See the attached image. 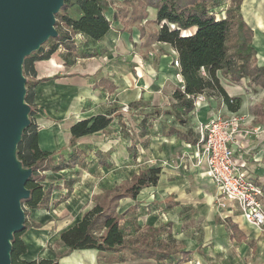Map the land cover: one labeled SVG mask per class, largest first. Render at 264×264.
<instances>
[{
    "label": "crops",
    "instance_id": "1",
    "mask_svg": "<svg viewBox=\"0 0 264 264\" xmlns=\"http://www.w3.org/2000/svg\"><path fill=\"white\" fill-rule=\"evenodd\" d=\"M114 12L111 7L108 17ZM242 13L254 30L258 64L264 65V0H243ZM69 14L80 15L77 7ZM149 24L145 19L125 27L121 21H113L102 41L90 43L104 49L97 57L77 58L67 65L64 51L59 49L50 59L36 62L38 83L33 87L35 111L31 119L38 127L39 146L52 153L54 165H69L59 171H43L45 189L51 184L54 188L49 208H28L27 219L42 226L31 227L22 236L27 245L22 259L54 260L61 256L59 264H124L127 259L112 261L108 255H114L97 249L67 253L61 234L93 208L96 199L91 196L105 194V183L110 184L115 177L120 178L118 183L123 181L119 187L114 182L110 193L143 169L160 166L157 185L143 188L135 199L127 197L119 202L127 237L136 233L138 239L142 229L163 226L160 240L190 252L187 259L180 252L177 259L166 264H264V230L249 224L239 211L218 208L215 197L219 191L212 178L195 165L194 157H187L194 148L178 135L164 133L170 124L184 131L188 128L174 115L164 114L180 87L176 78L179 69L173 65L178 52L165 42L148 45L140 25L148 31L159 28L155 24L150 29ZM158 47L165 51L158 53ZM47 77L52 78L42 80ZM103 79L115 88L101 84ZM222 83L231 96L241 98V107L232 111L221 98L209 97L195 109L192 121H187L193 124L196 136L198 123L209 121L220 111L238 112L244 116L246 128H264V89L252 87L253 92L246 85L250 92H238L235 89L240 85ZM139 101L144 103L124 111L122 106ZM109 112L113 117L109 127L71 143V128L76 122ZM237 140L236 155L246 160L247 171L264 190V131L247 138L238 136ZM131 257L158 264L154 259Z\"/></svg>",
    "mask_w": 264,
    "mask_h": 264
},
{
    "label": "trees",
    "instance_id": "2",
    "mask_svg": "<svg viewBox=\"0 0 264 264\" xmlns=\"http://www.w3.org/2000/svg\"><path fill=\"white\" fill-rule=\"evenodd\" d=\"M242 3L243 0H64L63 6L56 13L58 36L50 37L40 49L25 57V99L31 108L30 119L35 111L32 101L33 87L38 83L35 80L37 61L50 59L59 49L64 51L67 65H71L77 58L97 57L104 49L91 46L90 43L102 41L112 28L113 21H121L125 27L141 24L148 16L146 7L152 5L156 8L154 23L159 28L148 31L140 25L141 35L148 45L155 41L165 42L178 52L184 79L183 88L178 87L173 93L175 102L164 110V114L174 115L176 120L185 123L188 128L184 131L170 124L164 127V133L169 136L178 135L189 143H196L198 137L193 124L189 125L187 121L195 117L194 101L198 94L221 98L230 110L238 111L241 98L227 92L222 78L238 85L246 79L249 86L264 89V65L258 64L257 50L253 46L254 30L243 16ZM74 7L80 13L77 18L69 14V10ZM111 7L115 8L112 18L107 15ZM78 33L86 38L80 44L75 40ZM101 84L115 88L109 80L103 79ZM143 103L133 102L129 107ZM112 120L109 112L76 122L71 128V143L81 136L105 130ZM16 154L23 167L32 169L26 184L30 196L21 200L22 206L49 208L54 186L51 184L45 189L41 183L45 179L43 171H59L69 164H53L52 153L39 146L38 127L32 119L23 130ZM161 173L160 166L147 167L119 189L96 195L93 208L86 211L78 223L62 232L61 241L67 247V253L97 249L123 262L129 251L134 257L154 259L158 264H166L177 259V254L181 252L183 259H187L190 252L180 251L172 243L159 239L165 231L163 226L150 228L138 239H132L127 237L126 228L121 223L125 214L118 212L120 200L127 197L135 199L143 188L157 185ZM41 226L26 218L24 228L13 234L12 264H59L61 256L54 260L27 261L21 258L27 253V245L22 236L31 227Z\"/></svg>",
    "mask_w": 264,
    "mask_h": 264
},
{
    "label": "water",
    "instance_id": "3",
    "mask_svg": "<svg viewBox=\"0 0 264 264\" xmlns=\"http://www.w3.org/2000/svg\"><path fill=\"white\" fill-rule=\"evenodd\" d=\"M64 0H0V264H12V238L24 228L21 200L30 196L26 184L31 168L23 167L17 146L29 126L25 97V57L58 36L56 13Z\"/></svg>",
    "mask_w": 264,
    "mask_h": 264
},
{
    "label": "built area",
    "instance_id": "4",
    "mask_svg": "<svg viewBox=\"0 0 264 264\" xmlns=\"http://www.w3.org/2000/svg\"><path fill=\"white\" fill-rule=\"evenodd\" d=\"M85 39L81 33L75 36L78 44ZM173 65L179 69L176 78L183 88L179 56L174 58ZM208 98L205 93L198 94L194 101L195 109L205 104ZM244 119L238 112L224 114L220 111L209 121H200L197 125L198 141L188 144L194 148V152L187 157H194L195 165L203 168L212 178L219 191L215 197L218 208L239 211L249 224L264 230V190L249 174L246 160L236 155L234 147L238 144V136L247 138L258 135L264 128H246Z\"/></svg>",
    "mask_w": 264,
    "mask_h": 264
},
{
    "label": "rangeland",
    "instance_id": "5",
    "mask_svg": "<svg viewBox=\"0 0 264 264\" xmlns=\"http://www.w3.org/2000/svg\"><path fill=\"white\" fill-rule=\"evenodd\" d=\"M146 12L148 13L147 21L150 23V24H149V28H150V29L155 28L156 26H155L154 20L156 19V8L153 7L152 5H148V6L146 7ZM151 24H152V25H151ZM157 49H158V53L161 52V51H165V49L162 48V47H158ZM54 55H56V53H54L52 56H54ZM222 82L229 83V82H227L224 78H222ZM231 85H235V86H236V85H238V84H233V83H232ZM239 85H240V86H236V89H235V90H237L238 92H241L242 90H244L245 92H250V91H251L250 89L247 88V87H249L248 80L243 79L242 83L239 84ZM246 85H247V87H246ZM251 88H252V87H251ZM252 89H253V88H252ZM239 90H240V91H239ZM252 91H253V92H256L255 89H253ZM261 100L264 101V97H262ZM126 106H127L126 104H125L124 106H122L123 109H124V111H129L128 108L125 109ZM128 107H129V105H128ZM132 118H133V117H132ZM132 120H133V119H132ZM154 161H155V160H150L151 163L154 162ZM119 180H120L119 177H115L113 180H111L110 184L105 183V185H103V189H104V190H103L102 193H107V192H109L110 189L112 188V185H114V182L116 183V187H119V185L122 184V182H123V181H121L120 183H118ZM41 183H42V182H41ZM97 194H98V193H94V194H92L91 198L94 200V197H95V195H97ZM23 208H24V210H27V211H28V207L24 206ZM26 218H28L27 215H26ZM70 225H71V224H70ZM67 226H69V224H67ZM133 229H134V228H133ZM135 229H136V228H135ZM140 232H142V234H145V233L147 232V228H146L145 230L142 229ZM135 234H136V233H135ZM135 234L133 235V234H130V233H129V235L132 236V237H131L132 239H136ZM126 255H127V258H126L127 260L124 262V264H155L154 262H151V261H141V260L135 259V258L131 257L132 255L130 254L129 251H127ZM108 257H109V258H112V261H114V260L116 261V257H114V256H109V255H108Z\"/></svg>",
    "mask_w": 264,
    "mask_h": 264
}]
</instances>
